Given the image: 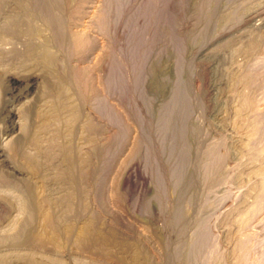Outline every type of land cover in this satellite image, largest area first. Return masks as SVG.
<instances>
[{"label": "rangeland", "instance_id": "374dc122", "mask_svg": "<svg viewBox=\"0 0 264 264\" xmlns=\"http://www.w3.org/2000/svg\"><path fill=\"white\" fill-rule=\"evenodd\" d=\"M0 264H264V0H0Z\"/></svg>", "mask_w": 264, "mask_h": 264}, {"label": "bare ground", "instance_id": "6f19581e", "mask_svg": "<svg viewBox=\"0 0 264 264\" xmlns=\"http://www.w3.org/2000/svg\"><path fill=\"white\" fill-rule=\"evenodd\" d=\"M16 28L18 32H13L12 34H24L27 37L26 39L29 41L28 43L30 44L31 48H36V42H40L42 47L52 44L57 48H62L63 44L66 42V37L64 36L63 30L60 28L59 24L21 26ZM71 43L73 44L75 50L83 51L87 44L86 37L82 34L74 35L72 36ZM46 61H48V64H52L54 70L57 72L56 75L58 79L57 81L54 80L55 83L53 82L52 85L53 87L59 89L58 93H64L67 88L66 86H69L72 89L78 88L85 72L69 68L70 66L67 62V59H62L59 53L49 55L46 57ZM90 126L91 125H89V128ZM87 150L88 155L90 156L94 153V150L91 148H88ZM93 162L94 160L90 158L89 166H92Z\"/></svg>", "mask_w": 264, "mask_h": 264}]
</instances>
